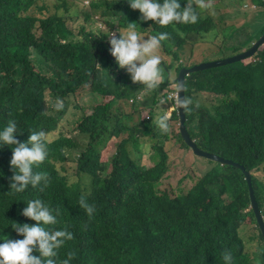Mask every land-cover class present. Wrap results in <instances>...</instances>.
<instances>
[{
	"label": "trees",
	"instance_id": "trees-1",
	"mask_svg": "<svg viewBox=\"0 0 264 264\" xmlns=\"http://www.w3.org/2000/svg\"><path fill=\"white\" fill-rule=\"evenodd\" d=\"M45 1L0 0V126L15 120L18 131L24 132L17 137L21 142L27 141L32 130L47 133L48 157L34 170L49 178L47 187L42 184L33 190L29 186L22 194H7L12 152L8 147L0 150L4 177L0 179V235L20 239L9 224H34L19 213L26 206L24 201L39 198L54 213L60 210V223L50 230L67 228L73 233V239L58 253V259H63L66 252L74 251L72 264H223L224 250L231 251L233 264H264V242L258 228L252 229L257 232L254 260L244 253L240 237L247 219L256 224L242 173L213 162L204 164L213 168L205 174L192 166L189 172L193 170L196 176L187 175L180 190L182 181L177 179L184 173L180 167L169 173L174 165L169 166L170 157L178 158L181 150L192 156L193 152L175 132L174 124L180 119L177 112L168 118V131H161L156 121L167 109L156 113L160 100L153 95L158 90L142 100L141 107L134 102L128 111L123 110L125 104L119 101L131 104L135 98L131 90L137 91L140 84L130 83L126 74L117 75L127 71H115L111 64L104 38L107 32L92 30L100 20L109 33L123 30L127 23H137V31L143 35L150 33L144 36L167 32L158 49L163 54L161 66L166 71L174 68L177 75L218 49L213 44L197 59L180 63L176 49H183L190 38L194 53L208 31L216 30L221 38L238 29L221 15L222 0H189L205 5L204 9L197 7V23L165 27L141 22L139 12L131 10L126 0L62 1V13L50 11L41 3ZM255 3L264 7L260 0ZM33 9L34 15L30 13ZM257 28L264 29V23ZM243 33L238 36L242 35L241 43L248 48L253 38L250 32ZM204 46H208L206 42ZM239 49L240 44L234 53ZM168 54L174 61L171 64ZM249 59L247 66L239 62L187 78L185 95L191 103L185 110L186 128L199 150L251 173L264 217V45ZM26 94V108L18 106L16 98ZM203 94L208 101L201 99ZM84 96L91 98L83 100ZM108 96L113 99L107 100ZM168 97L164 93L166 103L159 104L169 105ZM56 98L64 104L59 111L52 107ZM85 103L91 106L85 109ZM70 115L74 119L67 123ZM77 135L80 142L72 139ZM119 138L118 151L106 163L108 145ZM143 138L152 143V168L143 159ZM74 169L76 179L69 176ZM175 182L178 193L173 194L169 189L173 190ZM85 194L95 207L92 216L78 205ZM78 213L90 224L71 223ZM227 235H231L232 248Z\"/></svg>",
	"mask_w": 264,
	"mask_h": 264
},
{
	"label": "clouds",
	"instance_id": "clouds-1",
	"mask_svg": "<svg viewBox=\"0 0 264 264\" xmlns=\"http://www.w3.org/2000/svg\"><path fill=\"white\" fill-rule=\"evenodd\" d=\"M256 1L257 0H229L228 2V0H222V4H224L228 9L235 11V16H236L235 18H239L243 16L242 15L243 10L246 11L248 10L251 12L252 10L256 11L252 16L248 14L246 16H243L244 19L242 21V25L248 27V30L246 32H250L249 35L253 39L251 40V44L248 48H246V46L243 45L241 41L234 47H231L229 40L236 35L239 29L238 26L231 25L233 27L236 26L238 29H236L235 33H232L231 36L224 34L223 37L219 38L221 42L220 44H216L214 42H206L208 47L209 46L211 47L213 44L214 46H217L218 49L216 51H218L219 49H223L225 51L231 52V54H229L228 57L217 59L215 61L205 62L202 64H212V63H219V62L233 60L239 57V55L248 51L251 48V46L264 35V29L260 30L259 28H257V25H259L260 23H264V7L263 8L259 7L255 3ZM260 1L264 6V0H260ZM182 2L185 5L184 7H181ZM126 3L130 6L131 10L139 12L140 14L139 18L141 22L151 21L153 22V25L160 27H165L170 25L174 26V25L195 24L197 23L200 17V12L197 10V7L199 9L205 8V5L203 3H199L198 5H196L192 2H189V0H126ZM229 4H232V7H228ZM193 5H195V7H193ZM35 12L36 10L33 9L31 10L30 13L34 15ZM208 12L211 15L215 14L210 8L208 9ZM47 15L50 16L51 14L47 12ZM224 17L229 25V21L231 19L227 16ZM127 25L128 26L123 30L120 31L116 30L115 32L112 31L111 33H109L110 29L105 26V23L103 24V27L100 28L101 31L107 32V37L104 38H107L106 42H107L108 50L110 47L109 58L111 64L114 66L115 71L119 69H125L127 71V72L119 73L117 75L123 76L124 74H126L128 75L127 80L130 83L132 82L133 85L140 84L137 93L134 96L135 98H132L130 100L131 104H126L123 100L119 101L121 105L125 104L123 105L124 106L123 110L128 111L129 109H126V106L132 105L134 102L135 103L137 102L139 107H141L142 98L145 97L147 100V96L154 93L157 90L158 92L155 93L153 96L155 95L157 96V98L160 100L159 103L161 105H164L166 103V101L163 100L164 93H168L169 95L168 97L169 105L161 106L158 103V107L156 109L157 114L160 111H161L160 114H162L163 108H166L168 112V110L171 107L172 108L175 107L173 114L175 112H177L178 114V108L186 110V108L191 103V101L186 98V95L185 98L181 99L179 96V92H177L178 74H180V72L183 69L180 72H178V74L176 75V70L174 68L168 67L166 71V69L161 66V60L163 59V54L161 53V51L158 53V49L161 47V42L167 39L168 33L160 32L157 35H152L149 37V36H144L150 34L149 32L143 35L141 32L137 31V26L139 27L137 23H127ZM116 28H120V27L116 26ZM212 32L217 33L216 30H213V31H208L205 35H203L202 41L196 45V49L194 53H192L193 46L191 43L192 41L191 38L183 47V49L180 50L177 48L176 51L178 52V61H180V63H187L191 60L197 59L199 57L200 50L202 49V45L204 44L203 42L204 37ZM239 32L243 33V31L241 30H239ZM246 32H244L243 34H247ZM239 44L241 49H239V52L234 53L235 48H237ZM263 45H264V41L261 45L257 47L256 51L260 48V46ZM256 51L252 55H250V57H253ZM168 55H169L168 62L169 64H171L174 61L171 55L170 54ZM250 57H246L240 59L239 61L228 63L226 65L212 67L204 71L213 70L226 66L227 67L232 66L233 64L239 62L240 63L242 62L243 63L242 65L247 66L246 60H248ZM202 64H198L196 66ZM196 66H193L192 68ZM163 69L167 74V80L166 82L159 83L162 79ZM190 69H186V70H190ZM172 71L175 72V77L173 79L171 78ZM190 75L186 77V81ZM165 86H166L165 91L161 92V88ZM185 86H186V82H185ZM185 92H186V88H185ZM106 98L107 100H112L113 96H108ZM16 99L18 100V106L26 108L28 103L27 94L23 99H19V98ZM201 99L204 101H208L205 94L201 96ZM52 107L56 111L61 110L64 107L63 101L60 98H56L54 103L52 104ZM168 118L167 115H161L158 117L156 121L158 128L163 132L168 131ZM178 118H180V115H178ZM59 121L63 122L64 120L61 119ZM180 122L181 119H178V125L176 126V124H174L175 132L176 134L180 135L183 138L180 131ZM23 133L24 132L18 131L17 122L15 120H9L6 125L0 126V150H3L5 147H8L12 152V156L9 162V167L12 171V175L10 177L9 191L7 192V194H22L29 186H31L33 190H37L39 186H41L42 184L44 187H47L49 183V178L47 173L38 172L34 170L39 165L44 163L48 157L47 133L43 130H32L28 132L29 136L27 141L21 142L20 140L17 139V137ZM140 142L142 143V147L144 148L143 152L145 156L143 159L145 165L147 166V168H152L153 164L150 160L151 158L150 154L152 153L151 150L152 143L148 141H146L145 143L144 138L141 139ZM148 148L150 149V152L147 151ZM199 151L205 153L204 151L201 150ZM193 158H195V161H197L196 165L198 168L201 167L204 168L203 170L205 171L204 174L209 171L206 169L204 164L208 162L210 163L212 161L197 156L194 154V152H193ZM225 161L237 165L238 168L228 165H222L215 162L213 163L219 164L221 166L234 168L240 173H242L241 170H243L244 173H242V175L244 176V180L246 182L245 177L247 175V177H249L250 179L251 182L250 185L252 188L251 173H248L243 166L237 163H234L229 160H225ZM172 164L174 165L172 166L171 171L169 172L171 174H173L178 168V158L170 157L169 166ZM254 177L259 179V176L256 173L254 174ZM3 178H4L3 173L0 172V179ZM85 183H87V180H85ZM248 197H249V193H248ZM24 203L26 204V206L20 211L19 214L27 218L28 220L34 221L35 223L29 225L28 223L21 224V223L11 222L9 224L12 230L16 233V235L21 238L10 239L6 236L0 235V264H72V261L76 256V253L74 251L66 252L65 257L63 259H58V253L66 245V242L71 241L73 239V233L69 231L67 228H57L54 231L50 230L52 226H56L60 223V219H59L60 210H57L54 213L51 205L49 203L42 201L39 198H31L28 199L27 201H24ZM78 205L80 208L84 210V212L88 216H92L93 213L95 212V207L93 204L87 201L86 194L80 196ZM249 209H250V204H249ZM258 210L262 218L261 219L262 223L264 225V217L259 208ZM250 211L252 212L254 219L256 221V224H252L251 228L254 229L256 226L260 231L257 219L255 218L253 211L251 209ZM246 221L244 225L247 227L248 224L246 223ZM71 223L75 225L90 224L88 223V218L84 215H80L79 213L71 221ZM9 225L7 227H9ZM255 233L257 235V232ZM260 233L262 235L261 231ZM227 237H228V246L232 248L231 235H227ZM241 239L244 243V253L249 255L248 257L249 260H254L253 254L256 251V246L254 248V251H251L250 249L246 248L244 238L241 237ZM262 239L264 242L263 235H262ZM221 259L223 260V264H233V256L231 251L229 250H224L221 253Z\"/></svg>",
	"mask_w": 264,
	"mask_h": 264
},
{
	"label": "rangeland",
	"instance_id": "rangeland-1",
	"mask_svg": "<svg viewBox=\"0 0 264 264\" xmlns=\"http://www.w3.org/2000/svg\"><path fill=\"white\" fill-rule=\"evenodd\" d=\"M62 1H68L70 2V0H46L45 2H42V3H46L47 5V8L50 10V11H54V12H60L62 13L63 12V9L61 7H59V4L62 2ZM88 3H90V1H88L86 3V5H88ZM256 11L252 10L251 11H246V10H243L242 11V15L243 16H246L247 14L252 16ZM221 15L222 16H227L229 17L231 20L229 21V26L231 25H236L238 26L239 30L243 31V32H246L248 30V27H245V25H242V21L244 19L243 16L239 17V18H235V11H232L230 9H228L224 4H221ZM103 27V24L100 23V20H98L95 24H94V28L92 29L93 31L95 32H98L100 30V28ZM77 31V30H76ZM241 41V35L238 36V32L236 33L235 36H233L230 40H229V43H230V46L231 47H234L235 45H237L239 42ZM203 42H214L216 44H220V40L217 36V33H210L208 35H206L203 39ZM188 46V45H187ZM208 46H204L200 52H203L205 49H207ZM231 54V52L229 51H225L223 49H219L218 51H215V52H210V55H205V57H202L198 63L199 64H202V63H205V62H210V61H215L217 59H221V58H224V57H228V55ZM247 63H250L251 60L248 59L246 60ZM175 77V72L172 71V79ZM167 80V74L165 72V70L163 69V73H162V79L159 83H163V82H166ZM165 87L161 88V92L165 91ZM131 93L132 94H136L137 91L135 89H132L131 90ZM88 96H84L83 97V100L85 98H87ZM88 98H91V97H88ZM143 101H146V98L143 97L142 98ZM91 104L90 103H85L83 105V108L87 109L88 107H90ZM126 109H129L128 106H126ZM175 110V107L174 108H170L167 112V118L170 117L173 112ZM74 112V111H72ZM161 113V111L159 112ZM74 117L72 115H70L68 117V120H67V123H69L70 121H73ZM64 122V121H63ZM171 123V122H170ZM172 124V123H171ZM66 125V123H65ZM75 133L72 132L70 134H73ZM122 138V137H121ZM121 138L117 139V140H112V142L108 145V149L107 151L105 152L104 156H105V162L107 163L108 162V159L110 156H113L116 151H118V147H119V144L121 143ZM72 139H74L75 141L77 142H80L81 141V137H79L78 135L76 137H72ZM178 149V142L175 143V150ZM128 150L132 152V150L128 147ZM197 161H195V158H193V156L188 153L187 151H180V153H178V167L181 168V172L184 173L183 175L180 176V178L177 179V181H182L180 186V190H183L184 188V184L186 183V181H183V180H186L187 178V175L190 174V177L192 176H196V174L194 173V171L192 170V172L190 173V169L192 166L194 167H197ZM212 168V165H208L206 167L207 170H210ZM201 171L204 170L203 167L200 168ZM74 173V175H73ZM75 174H76V171L74 169V172H70L69 176L72 178V179H76L75 177ZM193 184V182H192ZM178 184L175 182L172 186V189H169L170 192H172L173 194L175 193H178L177 190H175L174 188L177 186ZM162 189H165L164 187H162ZM246 223L248 224L247 227H244L242 226L241 230H240V235L241 237L244 238L245 240V246L246 248L250 249L251 251H254V248L257 244V237H256V233L255 232H252V223L247 220ZM250 239H252V241H249Z\"/></svg>",
	"mask_w": 264,
	"mask_h": 264
},
{
	"label": "water",
	"instance_id": "water-1",
	"mask_svg": "<svg viewBox=\"0 0 264 264\" xmlns=\"http://www.w3.org/2000/svg\"><path fill=\"white\" fill-rule=\"evenodd\" d=\"M263 41H264V35L258 41H256L251 46V48L248 51L244 52L243 54L239 55V57H237V58H235L233 60H229V61H225V62H219V63H212V64H202V65L196 66V67H194V68H192L190 70L183 69L180 72V74H178V78H177V92H179L180 98L181 99L185 98V82H186V77L188 75H190L192 73H197V72H200V71H204V70L212 68V67L226 65L228 63L239 61L240 59H243V58H246V57H250V55H252L256 51L257 47L263 43ZM178 115H180V119H181V122H180L181 134H182L186 144L188 145V148L193 150L195 155L203 157V158L208 159V160H210L212 162H215V163H219V164H222V165L233 166V167L238 168L237 165H234L231 162H226L225 160L220 159V158H218L216 156L200 152L198 150V148H197V145L191 139V137L188 134V131L186 129L185 109L178 108ZM241 171H242V173H244L243 170H241ZM245 179H246V182H247V185H248L250 209L253 211V213L255 215V218L257 219L258 226H259L260 231L262 232V235H263V238H264V225L262 223V220H261L262 218H261V215L259 213V210H258V207H257V203H256V200H255V196L253 194V190H252L251 185H250L251 182H250L249 177H247V175H246Z\"/></svg>",
	"mask_w": 264,
	"mask_h": 264
}]
</instances>
